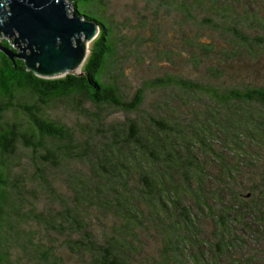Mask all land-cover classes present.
I'll use <instances>...</instances> for the list:
<instances>
[{
  "label": "trees",
  "instance_id": "16d2710c",
  "mask_svg": "<svg viewBox=\"0 0 264 264\" xmlns=\"http://www.w3.org/2000/svg\"><path fill=\"white\" fill-rule=\"evenodd\" d=\"M70 1L98 24L82 72L38 76L0 51V264H264V78L238 72L264 56V11L177 0L183 50L152 53L188 73L125 90L127 36L104 0ZM59 100L81 118L48 115Z\"/></svg>",
  "mask_w": 264,
  "mask_h": 264
},
{
  "label": "rangeland",
  "instance_id": "374dc122",
  "mask_svg": "<svg viewBox=\"0 0 264 264\" xmlns=\"http://www.w3.org/2000/svg\"><path fill=\"white\" fill-rule=\"evenodd\" d=\"M65 1L68 2L69 8L71 9V1ZM176 1L177 0H104V6L102 8L103 16L109 17L115 23L114 26L118 30V33L127 36L125 41L130 42L128 45L129 50L134 52L136 49L143 57L142 62H137L133 53H129V50L126 51L122 48H119V52L123 53V59L120 64L122 66V71L124 72L123 87L125 90L130 89L129 84H139V74H142V76L152 75L155 73H160V71L163 69L177 73H188V70H185V68L182 67L187 66V64L184 62H180L182 65L181 67L176 66L175 68L170 69L162 64L163 62H166L164 57H156L155 54L152 53L154 49L166 47L176 50H183V42L181 38L186 35V29L192 27L185 24L182 25V28L179 27L178 21H180L181 14L179 5H176ZM251 1V7L254 10L260 12L264 11V0ZM237 4H240V2H235V5L233 3L238 11H242L240 5ZM134 34H138L143 38L141 44L138 46H135L133 42L132 38ZM95 36L88 40V49ZM1 38L8 39V36L1 32L0 40ZM8 46L14 47L11 38H9ZM152 64L155 67H151ZM189 70H191V68H189ZM238 72L243 75L245 73L250 78L257 80L263 79L264 56L251 59L249 62H246L238 69ZM189 76H194V74L191 73ZM84 104L87 105L86 102H84ZM104 110L107 111V108ZM109 112V115L112 117L121 116V112L118 110H111ZM47 113L51 117L57 120H62L66 124H73L77 119L81 118V115L77 110L70 108V106L67 105L65 101L63 102L61 100L54 101L48 108ZM81 127L85 126H76L75 131L82 136V134H80ZM96 133L97 131L95 128H92L88 130L85 135L91 136L92 134ZM62 262L63 264H80L79 262L68 257L65 252H63Z\"/></svg>",
  "mask_w": 264,
  "mask_h": 264
},
{
  "label": "water",
  "instance_id": "95a60500",
  "mask_svg": "<svg viewBox=\"0 0 264 264\" xmlns=\"http://www.w3.org/2000/svg\"><path fill=\"white\" fill-rule=\"evenodd\" d=\"M97 31L95 20L69 9L65 0H0V33L14 44L0 43V51L11 60L20 58L38 76L82 72L74 69Z\"/></svg>",
  "mask_w": 264,
  "mask_h": 264
},
{
  "label": "bare ground",
  "instance_id": "6f19581e",
  "mask_svg": "<svg viewBox=\"0 0 264 264\" xmlns=\"http://www.w3.org/2000/svg\"><path fill=\"white\" fill-rule=\"evenodd\" d=\"M80 66H81V64H79L77 67H75V71H79L80 70Z\"/></svg>",
  "mask_w": 264,
  "mask_h": 264
}]
</instances>
